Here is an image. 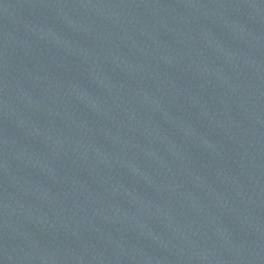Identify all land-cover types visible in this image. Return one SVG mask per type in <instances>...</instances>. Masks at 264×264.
Here are the masks:
<instances>
[{
    "label": "water",
    "instance_id": "1",
    "mask_svg": "<svg viewBox=\"0 0 264 264\" xmlns=\"http://www.w3.org/2000/svg\"><path fill=\"white\" fill-rule=\"evenodd\" d=\"M0 264H264V0H0Z\"/></svg>",
    "mask_w": 264,
    "mask_h": 264
}]
</instances>
